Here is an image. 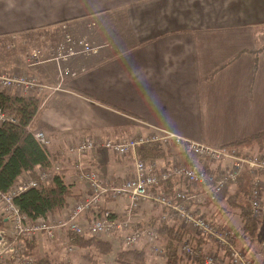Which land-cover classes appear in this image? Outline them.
Here are the masks:
<instances>
[{
  "label": "crops",
  "instance_id": "crops-1",
  "mask_svg": "<svg viewBox=\"0 0 264 264\" xmlns=\"http://www.w3.org/2000/svg\"><path fill=\"white\" fill-rule=\"evenodd\" d=\"M12 38L19 47L26 44L25 50L0 54V73L25 74L52 89L30 93L45 97L30 128L49 139L52 168L63 171L72 188L60 217L88 194L77 178L78 166L120 185L139 160L138 151L125 158L90 152L77 160L68 149L86 138L120 142L166 131L228 151L264 132V0H0V42L8 46ZM80 42L95 52H82ZM60 44L76 53L60 58ZM153 162L160 170L177 164L219 171L231 165L213 166L172 147ZM244 174L227 189L226 200L236 195L249 204L251 177ZM259 179L264 184V174ZM167 188L172 190H159L192 191L179 179ZM226 200L201 213L213 220L225 216L220 208ZM147 205L137 207V228L145 227L140 218L145 219ZM126 206L125 199L106 197L101 203L119 218ZM240 226L241 219L234 229ZM56 236L55 241L35 236L33 257L59 250L57 240L67 242L61 233ZM123 236L99 239L111 245L115 239L122 246ZM258 236L264 240V218Z\"/></svg>",
  "mask_w": 264,
  "mask_h": 264
},
{
  "label": "built area",
  "instance_id": "built-area-1",
  "mask_svg": "<svg viewBox=\"0 0 264 264\" xmlns=\"http://www.w3.org/2000/svg\"><path fill=\"white\" fill-rule=\"evenodd\" d=\"M80 44L83 43L80 42ZM83 46L82 52H95L86 44ZM62 50V46L57 49V55L60 58L69 54L62 55ZM70 50L67 51L70 52ZM73 53L71 51L70 54ZM43 88L52 90L41 86L35 78L25 74L0 73V91L15 90L27 95ZM7 121L12 124L17 123L12 116L0 110V125ZM33 135L41 146L49 147L50 141L44 133L37 132ZM151 143L179 149L188 156L209 163L231 162V165L223 167L219 172L207 167L196 168L190 165L178 166L177 164L160 170L154 164L135 161L134 172L120 185H115L112 181L103 179L94 172H83L78 166L77 178L87 185V196L76 202L61 217H42L31 221L20 212L13 201L15 197L29 189L38 188L40 184H49L53 175L60 171L58 168L46 170L40 167L36 173L37 181L25 178L15 185V190L12 192L6 193V195L0 193V203L3 201L5 208L3 214L6 221L11 224L13 231V234L9 236L4 230H0V264H32L33 260L27 254L25 241H31L38 235L54 238L57 233H61L65 240H68L67 242H69V235L80 238H101L122 234L124 235L122 237L124 249L132 250L146 246L149 247L151 254H156L155 257L165 258V250L158 244V230L149 226L137 228L134 224L133 217L137 207L149 203L168 210L167 214L160 217V223L174 221L179 230L187 234H195L199 240L203 239L204 244L210 247L208 249L205 245L193 247L191 240L186 239L179 249L187 263L197 264L201 260L202 264H264L263 242L258 243L253 254H249L248 251L238 247L240 242L250 241L247 235L242 234L239 230L221 227L200 213L208 203L224 202L223 198H226L227 189L237 185L240 176L247 172L251 176L250 211L255 219L261 220L263 214L260 200H262L264 184L258 176L264 174V149L261 152L236 156L226 150L211 148L170 132L157 131L147 136H137L120 142L86 138L77 146L70 147L68 152L74 154L77 160L90 152L98 151H108L125 158L133 156L136 150ZM173 179L184 181L192 191L160 192V185ZM106 197L113 202L120 199L126 200L127 206L122 218L117 217L110 210L103 209L99 212L101 203ZM90 213L92 215L87 221L79 222L82 217ZM71 252L73 249L68 246L66 254Z\"/></svg>",
  "mask_w": 264,
  "mask_h": 264
},
{
  "label": "trees",
  "instance_id": "trees-1",
  "mask_svg": "<svg viewBox=\"0 0 264 264\" xmlns=\"http://www.w3.org/2000/svg\"><path fill=\"white\" fill-rule=\"evenodd\" d=\"M44 99L42 95L27 94L24 96L0 91V110L12 116L17 122L0 125V191L2 192L11 190L18 179L23 176L37 181L36 173L40 167L46 170L52 168L48 149L35 140L30 128ZM169 149L171 148L159 144H148L138 150L137 157L139 160L153 162L165 155ZM263 149L264 132L236 142L229 147L228 151L241 156L244 151L261 152ZM172 181L167 183H172ZM167 183L161 184L160 187L171 191L172 188L169 190ZM72 197V188L65 183V173L59 171L53 175L49 184H40L38 188L23 192L14 199V204L23 215L33 221L40 217H60L68 209V199ZM220 209L228 216L235 212L238 213L241 219L239 231L250 238L249 247L255 248L259 242L258 233L261 222L251 215L249 206L242 205L236 195H231L227 198L225 207L221 206ZM102 210L103 208H100L99 212ZM167 213L168 210L161 208V212L151 217L146 226L158 230L159 239L163 242L162 247L165 250L164 264H189L180 254L181 244L186 239H190L193 247H199L204 244V241L203 239L197 240L191 234L179 230L174 221L160 223V217ZM5 224L4 218L0 215V230H3ZM68 239L70 244L77 248L94 247L96 251L103 254L112 253V245L103 240L84 239L75 235H69ZM25 243L28 256L33 257L34 244L31 241H25ZM39 261L37 259L34 263L41 264ZM116 262L117 264H146L145 251L138 249L120 251L117 253ZM197 264H201V260Z\"/></svg>",
  "mask_w": 264,
  "mask_h": 264
},
{
  "label": "rangeland",
  "instance_id": "rangeland-1",
  "mask_svg": "<svg viewBox=\"0 0 264 264\" xmlns=\"http://www.w3.org/2000/svg\"><path fill=\"white\" fill-rule=\"evenodd\" d=\"M23 41H24V39H21L20 40V43L22 44ZM18 44H19V41L18 40H15L14 38L11 39V41L8 44V46H7V43L6 42H0V54H4L5 52L6 53L14 52L15 50L16 51H18V50H20V51L25 50L26 44H23L21 47H19ZM83 45H84V43L83 44H80V46H83ZM104 45H105V43H104ZM106 45H108V44H106ZM60 46H62V44H60L59 47ZM81 48H83V47H81ZM62 49H63L62 50V53H69L68 55H71L70 54L71 51L74 52L73 54L76 53L73 49L70 50V48H66L65 46H62ZM67 50H70V52L67 51ZM64 51H67V52H64ZM54 90H57V88L53 89V91ZM9 122L10 121H7V123H5V124H12V123H9ZM35 133H37V132H35ZM35 133H33V134H35ZM203 162L209 163L207 161H203ZM209 164H211V165L214 166V163H209ZM19 179H18V181H19ZM18 181L16 182V184L18 183ZM15 185L13 186V188H11V190H9L7 192L0 191V193L6 195V193L12 192L13 190H15ZM244 197H246V199H245V201H246L247 200V196H242V199ZM236 198L238 200H240V197L239 196H236ZM225 200L226 199L223 198L224 203H225ZM3 203H4L3 201H2V203H0V215L2 217L4 216L3 209H5L4 206H3ZM13 203H14V201H13ZM208 204H210V203H208ZM208 204H206V206H208ZM218 204L220 205L221 203L216 202V204H210L208 206V208H211V207L212 208H216L217 206H215V205H218ZM241 204L244 205V201L241 202ZM246 204H247V206H250V204H248V203H246ZM109 207L111 209H113V206L112 205H110ZM138 208H137V210H138ZM261 208H262L263 217L261 218L260 222L262 223L263 222V218H264L263 195H262ZM142 211H143V216L146 219V221H144L145 219L142 220L140 218V222H142V224L146 227L149 219L151 217L156 216L157 214L160 213L161 207L149 203L147 206H144L143 207V210ZM217 213H218V210H215V215H218ZM205 217L207 218V215ZM41 218L42 217L37 218V219H41ZM48 218H52V217H48ZM37 219H35V220H37ZM5 220H7L6 217H5ZM35 220H33V221H35ZM208 220L211 221V222H213V223H215V224H217V225H219V226H221V227H226V228L231 229V230H237L238 231L240 229V227H241L240 226L238 229H234V227L238 226V223H240V217L237 214H232V215H229V216L228 215H225V216H221V217H216L214 220L213 219L212 220L208 219ZM260 227H261V225H260ZM2 229L9 236H11L13 234V231H12V228H11V224L9 222H7V221H6L5 226ZM191 236L193 238H195V234H192L191 233ZM6 238H8V237H6ZM48 239H52L53 241L56 240L55 237L54 238H48ZM84 239H91V238H84ZM94 239L100 240L99 238H94ZM106 239H109V238H106ZM47 241H49V240H47ZM259 241L264 243V240H259ZM57 242H58L57 245H58L59 248L57 246H54L53 247V245H51V248H55V249L58 248L59 250H57L55 252H53V251L49 252L48 251V252H45L44 254H42L41 251L38 252L40 258H38V257L37 258L40 260L39 262L41 264H93V263L94 264H117V262H116L117 261V253H119L120 251H123V250H120L122 246L115 239L111 242L112 243V253L111 254H103V253H101L99 251H96L94 247L77 248V247L69 244V242L62 243V241H60V240H57ZM7 243H9V242H7ZM158 244L162 246L163 242L161 241V239L158 240ZM247 245L248 244H246V242H242L240 244V247H245ZM68 246L72 247L74 249L75 253L74 252H71V253L68 254L67 257H65L67 255L66 253H67ZM148 248L146 246H141V247L138 248V250H144L145 251L146 264H163L164 258L162 260L158 259L157 257H155L156 254L155 253L154 254H151V252L149 251L150 249H148ZM206 249H208V248L206 247ZM31 258L33 260V263L32 264H35L34 261L37 260V258L36 259L34 257H31Z\"/></svg>",
  "mask_w": 264,
  "mask_h": 264
},
{
  "label": "bare ground",
  "instance_id": "bare-ground-1",
  "mask_svg": "<svg viewBox=\"0 0 264 264\" xmlns=\"http://www.w3.org/2000/svg\"><path fill=\"white\" fill-rule=\"evenodd\" d=\"M147 136V135H146ZM151 144H156V143H151ZM148 145V144H147ZM159 145H161V144H159ZM146 146V145H145ZM144 146V147H145ZM162 146H164V145H162ZM165 147V146H164ZM167 147V146H166ZM143 148V147H142ZM171 148V147H170ZM141 149V148H140ZM139 150V149H138ZM138 150H136L134 153H136ZM221 150H226V149H221ZM227 151V150H226ZM108 152V151H107ZM227 152H229V151H227ZM69 153V152H68ZM229 153H232V152H229ZM232 154H234V153H232ZM72 155H74V154H72ZM244 155H246V154H244ZM75 156V155H74ZM237 156V155H236ZM241 156H243V155H241ZM76 157V156H75ZM76 159H77V157H76ZM201 160V159H200ZM135 161H143V160H135ZM202 161H204V160H202ZM143 162H145V161H143ZM147 163V162H146ZM148 164H154V162H149ZM219 164H221V163H219ZM155 165V164H154ZM215 165H218V164H215ZM156 166V165H155ZM216 171V170H215ZM220 171V170H219ZM219 171H217V172H219ZM247 173V172H246ZM247 174H249V173H247ZM243 175H245L244 173L240 176V177H243ZM250 175V174H249ZM251 177V176H250ZM259 177V176H258ZM251 182V181H250ZM264 191V190H263ZM226 194V193H225ZM262 195H263V192H262ZM222 199V198H221ZM249 199H250V194H249ZM261 202H262V200H260ZM249 208H250V206H249ZM250 213H251V211H250ZM252 215V214H251ZM4 220H5V218H4ZM5 222H6V220H5ZM191 234V233H190ZM195 239H197V240H199L196 236H195ZM242 242H240L239 244H238V247L240 248V249H244L245 251H248L249 252V254H253V252L255 251V249L257 248V246L255 247V248H250L249 247V242H247L246 244H248L247 246H245V247H240V244H241ZM202 264V263H201Z\"/></svg>",
  "mask_w": 264,
  "mask_h": 264
}]
</instances>
